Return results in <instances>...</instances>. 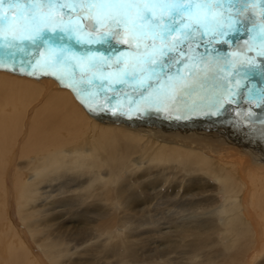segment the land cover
<instances>
[{
    "label": "bare ground",
    "instance_id": "obj_1",
    "mask_svg": "<svg viewBox=\"0 0 264 264\" xmlns=\"http://www.w3.org/2000/svg\"><path fill=\"white\" fill-rule=\"evenodd\" d=\"M114 87L118 101L93 106L123 116L90 113L51 76L0 68V264H264V152L244 100L221 115L232 136L220 117L145 115L134 82Z\"/></svg>",
    "mask_w": 264,
    "mask_h": 264
},
{
    "label": "snow or ice",
    "instance_id": "obj_2",
    "mask_svg": "<svg viewBox=\"0 0 264 264\" xmlns=\"http://www.w3.org/2000/svg\"><path fill=\"white\" fill-rule=\"evenodd\" d=\"M0 40V68L51 76L90 113L125 115L122 106L113 111L93 105L101 95L110 104L118 101L114 85L130 80L148 106L145 115L167 110L179 113L176 119L220 117L229 111L225 104L235 102L229 97L239 96L256 104L259 111L246 110L244 120L248 131L264 141V60L230 58L227 51L234 47L243 55L255 49L256 57L264 58V0H0ZM121 44L130 49L127 60L117 54ZM193 44H202L204 54ZM93 45L98 47L93 50ZM209 46L214 58H207ZM41 53L46 55L42 63ZM109 68L115 81L106 75ZM237 76L259 77L260 86L249 89L245 83L234 89ZM193 94L198 99L188 102Z\"/></svg>",
    "mask_w": 264,
    "mask_h": 264
},
{
    "label": "rangeland",
    "instance_id": "obj_3",
    "mask_svg": "<svg viewBox=\"0 0 264 264\" xmlns=\"http://www.w3.org/2000/svg\"><path fill=\"white\" fill-rule=\"evenodd\" d=\"M6 7V5L4 6V8ZM205 39H207V37H205ZM117 46H119V45H117ZM209 48H211V46H209ZM197 50H203L204 51V46H200L199 48H196ZM119 50V49H118ZM101 52H102V54H103V50L101 49ZM254 52H256V50L254 49ZM199 53V52H198ZM234 53V52H233ZM118 54V53H117ZM209 54V55H208ZM207 54V58H213L211 55H213L212 53H208ZM104 55V54H103ZM107 55H109V56H112V53H108ZM216 54H214V56H215ZM250 55V56H249ZM248 57H252L253 58V60H252V62H261V60H264V58H257L256 57V55H254V54H247V53H243V55H240V58L239 59H241V60H244V61H247V58ZM115 59V56H113V60ZM199 67V66H198ZM167 71V70H166ZM173 72H174V69H173ZM231 72V71H230ZM169 74H171V73H169ZM255 81V82H254ZM246 80L244 77H240V76H237L236 77V79L233 81V84L231 85L234 89L236 88V85L237 84H245V83H247V86H248V88L249 89H251L252 87H253V85L254 84H260V80H259V77H257L255 80ZM257 86V85H256ZM237 97H239V96H234V97H231L235 102H234V104H235V106L237 107L238 106V102H240V101H237ZM246 99V98H245ZM241 104V103H240ZM255 105V106H254ZM242 106H244L243 108L244 109H242L243 111H244V114H246L247 115V111L246 110H251V111H259L257 108H256V104L255 103H251V104H249V103H246L245 101H243L242 102V104H241V107ZM253 106V107H252ZM226 108V107H225ZM228 109H229V107H228ZM227 114L229 115V111L227 112ZM220 118L223 120V118H222V116H220ZM224 121V120H223ZM225 124V121L224 122H222V123H220V125L218 126V130H220L221 128H223V125ZM222 130H225L224 128L222 129ZM227 130V131H226ZM225 130V132H227V133H231V135H232V133H235L233 130H230V129H226ZM233 136V135H232ZM255 140H256V142H259L258 144L260 145V150H261V152H264V144H262V143H264V142H262L258 137H256L255 136ZM262 142V143H261ZM258 146V145H257ZM259 147V146H258ZM17 208V203L15 202V205H14V209H12V212L14 213V215H15V220L18 222V223H21V225H23V223H22V221H21V216H20V214H19V211H18V208ZM6 232V231H5ZM4 240H3V243L1 244V250L3 251V252H5V248H6V246L8 245V243L9 242H7L8 240H9V236H7V233L5 234L4 233ZM4 244H6V245H4ZM1 262L3 263V264H8L4 259L3 260H1ZM5 262V263H4Z\"/></svg>",
    "mask_w": 264,
    "mask_h": 264
},
{
    "label": "water",
    "instance_id": "obj_4",
    "mask_svg": "<svg viewBox=\"0 0 264 264\" xmlns=\"http://www.w3.org/2000/svg\"><path fill=\"white\" fill-rule=\"evenodd\" d=\"M10 16V18L12 19L13 18V15L11 14V15H9Z\"/></svg>",
    "mask_w": 264,
    "mask_h": 264
}]
</instances>
